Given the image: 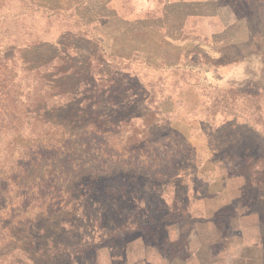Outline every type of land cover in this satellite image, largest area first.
Returning <instances> with one entry per match:
<instances>
[{
  "label": "rangeland",
  "instance_id": "rangeland-1",
  "mask_svg": "<svg viewBox=\"0 0 264 264\" xmlns=\"http://www.w3.org/2000/svg\"><path fill=\"white\" fill-rule=\"evenodd\" d=\"M79 1L0 0V264H96L147 213L183 225L168 253L264 264V0L198 76L114 54Z\"/></svg>",
  "mask_w": 264,
  "mask_h": 264
},
{
  "label": "crops",
  "instance_id": "crops-1",
  "mask_svg": "<svg viewBox=\"0 0 264 264\" xmlns=\"http://www.w3.org/2000/svg\"><path fill=\"white\" fill-rule=\"evenodd\" d=\"M79 6L85 20L111 42L114 54L127 47L129 56L143 54L147 70H191L195 76L206 65L194 63L188 55L217 47L226 35L232 39L239 34L233 29L251 13L245 0H80ZM129 56L126 60L132 61ZM228 67L214 66L213 71L221 73ZM151 217L147 213V225L119 227L127 236L122 249L101 255L96 264H201L197 254L166 251L167 242L178 243L183 237V225ZM221 250L204 264L249 263L245 257L226 253V246Z\"/></svg>",
  "mask_w": 264,
  "mask_h": 264
}]
</instances>
